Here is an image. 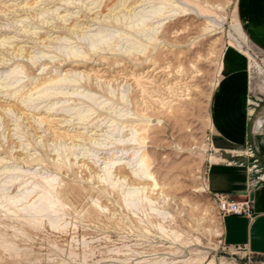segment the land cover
<instances>
[{"label": "rangeland", "instance_id": "obj_1", "mask_svg": "<svg viewBox=\"0 0 264 264\" xmlns=\"http://www.w3.org/2000/svg\"><path fill=\"white\" fill-rule=\"evenodd\" d=\"M237 1L0 0V264H253L224 245L206 186L233 159L212 142L228 50L264 105ZM141 157L155 188L132 174ZM43 179L56 214L9 205ZM139 187L151 202L127 205Z\"/></svg>", "mask_w": 264, "mask_h": 264}, {"label": "crops", "instance_id": "obj_2", "mask_svg": "<svg viewBox=\"0 0 264 264\" xmlns=\"http://www.w3.org/2000/svg\"><path fill=\"white\" fill-rule=\"evenodd\" d=\"M237 16L246 40L264 52V0H238ZM248 68L245 54L236 50L224 54L212 102V142L233 159L212 162L206 170V186L212 195L250 202V216L221 218L222 240L226 248L243 258L249 256L253 264H264V181L250 183V159L243 155L250 145L264 170V133L255 132V121L264 118V105L255 110L248 107L252 95Z\"/></svg>", "mask_w": 264, "mask_h": 264}, {"label": "bare ground", "instance_id": "obj_3", "mask_svg": "<svg viewBox=\"0 0 264 264\" xmlns=\"http://www.w3.org/2000/svg\"><path fill=\"white\" fill-rule=\"evenodd\" d=\"M140 20L142 21V18ZM239 28H238V31H239V33H241L240 30H239ZM241 34H240V37L242 38V41L245 42L246 41V37H245V35H241ZM138 45H139V43H138ZM246 54L249 57H251L248 52H246ZM17 68H18V66H16L11 72L13 74H15ZM61 81H62V79H58V80L53 79L52 80V82H61ZM36 87H38V86H35V88ZM263 87H264V82H263ZM43 91H45V89L42 90V92ZM82 118H83V116H80V114H79V119L83 120ZM134 142H136V140ZM118 162H119V160H117L115 162H113L111 160V161H109V162H107L105 164V166L103 167V170H102L103 171V179L108 180L110 178V176H111V169L114 166V164L116 163V165H117ZM132 174L135 177H138L140 179L141 178H145V179L146 178H149V179H151L153 181V188H155L157 186V183L154 180L153 176L147 171V168L145 167V159H144V157L139 158V160L136 162V165H134V167L132 168ZM140 179H138V180L140 181ZM43 181H44V184L43 185H38V187L40 186L42 188V191H41V193H39L36 196V198H35L34 201H32L30 203H27V204L26 203H23L24 201H26L27 197L30 195V192L27 191V190H25L19 196L8 197L7 202L9 203V205H15V206H17V204L21 203L23 205L22 210L25 211V213L26 212L29 213L31 211L34 212V213H43V212H46V214H47L48 217L49 216L50 217L53 216L52 214H56L57 213V209L56 208H57V205H58V203H57L58 201L56 199H54V198L52 199V196L51 195L53 194V192H52L53 186H52L51 180L50 179H43ZM10 182H12V181H10ZM142 190H143V188H140V187L139 188H131L129 190H126L125 193H124V201L126 202V204L127 205H134V204H138L141 201H150L148 199V197H146L145 195L144 196H141ZM13 210H15V209H13ZM55 218L56 217H53V218L50 219V223L51 224H54L55 223Z\"/></svg>", "mask_w": 264, "mask_h": 264}, {"label": "built area", "instance_id": "obj_4", "mask_svg": "<svg viewBox=\"0 0 264 264\" xmlns=\"http://www.w3.org/2000/svg\"><path fill=\"white\" fill-rule=\"evenodd\" d=\"M261 100L256 95H251L247 100L248 107L252 110H255L259 107ZM255 132L264 133V118H259L255 121ZM243 155L250 159L249 165V181L252 184L263 182L264 181V170L260 166L259 160L256 157V154L253 148L248 145L243 152ZM214 202L216 204V209L218 215L223 218L227 215H244L250 216L251 208L249 201H234L228 197L220 194L213 195ZM241 248L238 247V250ZM248 261H251V258L247 256Z\"/></svg>", "mask_w": 264, "mask_h": 264}]
</instances>
